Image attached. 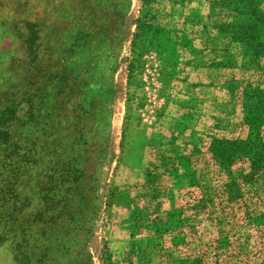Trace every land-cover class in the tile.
I'll return each mask as SVG.
<instances>
[{"label":"rangeland","instance_id":"1","mask_svg":"<svg viewBox=\"0 0 264 264\" xmlns=\"http://www.w3.org/2000/svg\"><path fill=\"white\" fill-rule=\"evenodd\" d=\"M143 1L0 0V107L4 92H13L17 138H28L36 151L43 141L55 144V154L62 152L59 145L69 157L80 151L79 167L91 173L92 212L84 223L55 227L59 240L49 245L44 264H105L104 247L113 264H182V257L189 259L183 264H194L199 250L225 235L232 245L220 252L219 264H263L264 231L244 225L238 208L224 202V177L207 152L212 137L244 138L240 103L228 87L254 83L259 74L248 58L216 38L217 19L208 20L205 0ZM146 9L144 41L150 49L128 82L135 21ZM29 38L30 55L23 44ZM78 105L92 114L99 139L86 147ZM185 156L197 187L183 180ZM246 170L245 161L232 167L236 176ZM2 180L0 172V188ZM261 181L237 182L251 213L259 205ZM112 187L132 199L108 216ZM201 197L205 206H196ZM35 204L31 198L26 211ZM174 209L184 214L172 234L147 227ZM175 233L183 235L184 245L170 243ZM14 263L8 243H0V264Z\"/></svg>","mask_w":264,"mask_h":264},{"label":"trees","instance_id":"2","mask_svg":"<svg viewBox=\"0 0 264 264\" xmlns=\"http://www.w3.org/2000/svg\"><path fill=\"white\" fill-rule=\"evenodd\" d=\"M143 3L146 4L147 0ZM205 3L208 20L215 17L217 19L215 25H212L216 38L224 44L226 42L227 50L232 47L238 57L248 58L261 80L244 85H229L225 82L231 89L232 98L238 97L245 136L242 139L212 137L207 152L217 171L224 177L219 189L224 202L238 208L239 220L244 225L264 231V187L259 186V205L257 210L251 213L237 184L239 182L241 185L253 186L264 179V0H205ZM148 14L149 10H143L135 21L127 65L128 82L139 68L143 54L150 49L151 43L147 45L144 41L145 32L149 28L146 22ZM115 17L118 21V15ZM28 35L33 36V31ZM23 44L26 53L33 54L32 39L24 40ZM37 80L41 81V77ZM30 97L29 94L27 99L30 100ZM2 103L0 151L4 157L0 156V172L5 182L0 188V243H8L14 254V264H44L49 245L55 247L59 240L55 229L75 222L77 225L84 223L92 212L89 208L91 173L89 169L79 167L80 156L77 152L80 151H75V156L69 157L62 145H59L62 152L55 154L54 143L43 141L39 151H36L35 143L28 138L20 141L17 138V104L14 103L13 92H4ZM31 111L30 108L24 114L27 120ZM78 111L81 119L80 131L88 136V139L82 141L83 147L92 142L97 143L96 128L91 122L92 114L81 107ZM44 149L52 150L46 153ZM183 158L188 164V172L183 176V180L187 182L188 187H197L198 178L189 168V157ZM242 161L247 163V170L236 176L232 167ZM25 187L30 192L29 197ZM31 198H35L36 204L30 211H26ZM131 199L127 190L112 187L106 202L107 215L109 216L111 208L128 206ZM196 204L205 206L203 197L196 201ZM183 214L182 209H174L169 211L165 220L160 223L156 219H150L147 227L156 234H172L180 225ZM184 240L180 233L170 237L173 246L184 245ZM259 242L263 253L260 261L264 262V236L260 237ZM230 245L232 241L229 236L217 237L212 242L211 249L199 250L191 261L194 264H204L206 261L219 264L220 252ZM102 255L105 264H113V256L107 247H104ZM159 260L156 259L155 262ZM188 260L186 257L177 259L182 264Z\"/></svg>","mask_w":264,"mask_h":264}]
</instances>
